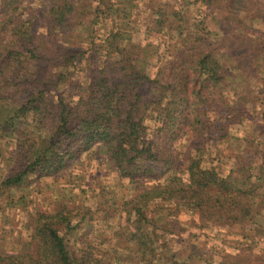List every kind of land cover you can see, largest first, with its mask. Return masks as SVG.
Instances as JSON below:
<instances>
[{"label": "trees", "instance_id": "16d2710c", "mask_svg": "<svg viewBox=\"0 0 264 264\" xmlns=\"http://www.w3.org/2000/svg\"><path fill=\"white\" fill-rule=\"evenodd\" d=\"M30 1L0 0V139L9 142L0 150V197L97 148L121 178L150 187L121 203L133 246L127 264H240L227 251H174L168 237L179 223L147 206L167 195L200 228L236 227L241 245L264 239V6ZM138 25L145 36L134 41ZM245 120L253 134L235 140L249 144L226 154L231 127ZM78 210L33 215L22 250L0 251V264H104L89 245L71 251L61 234L85 225L84 216L74 220Z\"/></svg>", "mask_w": 264, "mask_h": 264}, {"label": "rangeland", "instance_id": "374dc122", "mask_svg": "<svg viewBox=\"0 0 264 264\" xmlns=\"http://www.w3.org/2000/svg\"><path fill=\"white\" fill-rule=\"evenodd\" d=\"M30 2L37 7L40 5L35 0ZM253 3L254 8L259 9L264 6V0H254ZM253 24L257 25L255 22ZM144 36V27L138 25L133 40L138 41ZM148 69L150 74L156 71L153 58L149 60ZM258 107L256 105L251 110V117L259 114ZM249 123L251 122L245 120L244 123L231 127L230 145L226 154H231V149L234 150L238 144H249L235 140L236 137L249 138L253 134L254 127ZM4 140L0 139V150L9 143ZM226 160L225 170L232 163V159L226 158ZM3 164L0 158V173L5 169ZM144 182L140 180L130 182L128 178H121L110 166L107 156L94 148L76 160L64 173L51 178L31 179L27 187L7 192L5 196L0 197V251L11 254L22 250V244L28 239L29 227L34 223L33 215L63 205L70 209L77 206L80 210L74 220L77 221L84 216L88 224L84 221L85 225L76 227L68 234L65 230H61L69 249L75 251L89 245L93 253L102 258L104 264H127L124 259L128 252L132 251L133 246L127 242L129 232L122 228L125 224V213L121 203L150 188ZM22 195L25 199L19 201ZM164 198V201L156 199L148 202L147 207L151 215L161 210L165 215L170 214L167 216L168 220L172 219L179 223L176 225L179 228L175 227L176 234L168 237V246L174 251L189 244L207 257L216 258L222 251H227L236 255L240 264H264L263 238H257L253 242L242 240L245 244H238L241 236L238 228L211 225L200 228L196 222L194 223L195 217H191L187 210L179 212L178 208L176 209L173 198L169 199L167 195ZM141 203L144 204V201ZM258 223L264 225V218L260 217ZM158 231L162 234L163 230ZM113 256L120 261H115Z\"/></svg>", "mask_w": 264, "mask_h": 264}]
</instances>
